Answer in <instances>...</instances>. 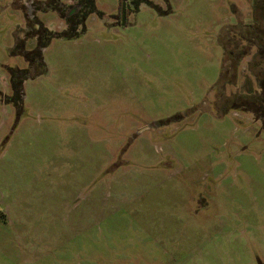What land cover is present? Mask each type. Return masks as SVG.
Here are the masks:
<instances>
[{"label": "rangeland", "instance_id": "obj_1", "mask_svg": "<svg viewBox=\"0 0 264 264\" xmlns=\"http://www.w3.org/2000/svg\"><path fill=\"white\" fill-rule=\"evenodd\" d=\"M25 1L0 0V264H264L250 0H148L124 26L119 0H95L19 101Z\"/></svg>", "mask_w": 264, "mask_h": 264}, {"label": "flooded vegetation", "instance_id": "obj_2", "mask_svg": "<svg viewBox=\"0 0 264 264\" xmlns=\"http://www.w3.org/2000/svg\"><path fill=\"white\" fill-rule=\"evenodd\" d=\"M145 2L147 4L148 0H119L117 15L114 17L116 24L124 26L127 15L139 10ZM164 2L169 6V0H164ZM250 2L252 5L250 18L254 19L259 13L264 19V0H250ZM21 9L27 20V28L23 39H17L16 48L23 53L22 59L25 66L18 67L10 76V90L19 101L24 96V83L43 73V51L48 38L55 35L66 40L74 39L79 36L80 31H85V23L90 15H99L95 0H26ZM51 14L64 21L61 27L63 32L54 33L46 26ZM246 26H251V24ZM248 30L252 29H247V32ZM250 49L248 55L245 56L247 59H249ZM258 93L262 91L259 90ZM261 95L260 97L256 94L252 95L255 99L246 102L249 103L246 111L252 114L255 121L260 122L264 128V92Z\"/></svg>", "mask_w": 264, "mask_h": 264}]
</instances>
